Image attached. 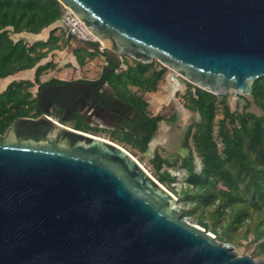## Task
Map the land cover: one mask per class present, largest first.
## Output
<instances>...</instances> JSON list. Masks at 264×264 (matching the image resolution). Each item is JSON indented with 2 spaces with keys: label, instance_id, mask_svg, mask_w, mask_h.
<instances>
[{
  "label": "water",
  "instance_id": "1",
  "mask_svg": "<svg viewBox=\"0 0 264 264\" xmlns=\"http://www.w3.org/2000/svg\"><path fill=\"white\" fill-rule=\"evenodd\" d=\"M58 1L117 62L157 60L217 96L250 95L264 76V0ZM76 85L43 89L44 112ZM0 264L260 260L185 216L181 200L120 143L41 115L17 117L0 133Z\"/></svg>",
  "mask_w": 264,
  "mask_h": 264
},
{
  "label": "trees",
  "instance_id": "2",
  "mask_svg": "<svg viewBox=\"0 0 264 264\" xmlns=\"http://www.w3.org/2000/svg\"><path fill=\"white\" fill-rule=\"evenodd\" d=\"M61 11L62 5L58 0H0V79L36 67L34 81L40 85L47 84L40 83V78L55 63H39L51 50L61 49L60 41L68 44L72 40L63 37L64 33L57 34V30H61L57 26ZM49 26L53 28L45 41L29 44L23 39L15 40L13 37L14 34L22 32L38 34ZM78 49L74 50V55L80 65H84L87 58L94 57L87 48L85 53ZM125 64L126 69L118 73L112 70L109 73V79L117 87L125 89L135 86L140 90L154 92L165 76L166 67L162 66L157 70L154 62L146 64L134 59V63L125 61ZM53 80L63 82L60 79ZM34 81L13 80L0 92V132L15 118L28 116L34 109L39 108L37 97L30 91ZM251 95L262 110L261 114L248 110V104L241 111H233L226 102V95L219 98L190 82L185 93V108L199 115V120L192 123L185 133L184 147L189 148V153L182 159V165L189 173V184L193 186L192 193L204 195L207 199L206 205L220 199L218 210L225 213L226 208H230L232 216L237 220L243 215H249L245 211L246 207L242 215L241 211L234 209L236 203H243L244 195L260 194L264 200V76L254 81ZM219 103L223 105V117L216 121ZM141 106L147 110V101L144 100ZM164 119L174 122L177 117L176 114L170 117L162 114L151 115L149 120L152 121V126L147 133L121 134L119 138L141 151H146L159 123ZM190 139L201 158L200 172L195 171L194 150ZM217 139L223 143L221 151ZM157 168L159 171L161 163ZM171 179L174 177L165 170L159 181L162 183ZM183 193L190 195V189ZM255 204L258 208L263 206L262 201ZM183 213L186 215L187 212Z\"/></svg>",
  "mask_w": 264,
  "mask_h": 264
},
{
  "label": "rangeland",
  "instance_id": "3",
  "mask_svg": "<svg viewBox=\"0 0 264 264\" xmlns=\"http://www.w3.org/2000/svg\"><path fill=\"white\" fill-rule=\"evenodd\" d=\"M52 27V26H51ZM46 35L50 26L46 28ZM64 31L57 30V34L63 35ZM63 37H65L63 35ZM73 40V39H72ZM61 49L51 50L46 58L40 64L48 61H53L55 66L45 70L40 78V83L46 81L50 77L58 76L60 78L72 79L77 77L93 78L100 74L108 60L107 53L103 52L98 45H94V49H89L83 45H78L75 40L68 44L64 41L59 42ZM80 47V48H79ZM79 48V51L85 53L87 48L94 54L92 59L87 58L84 65H80L77 60L74 63L69 61L72 57V51ZM122 64L119 66V71L126 69L125 61L134 63V59L130 56H122ZM154 67L159 70L164 66L161 62L154 60ZM166 67V66H164ZM172 77V78H171ZM34 81V80H33ZM7 85L6 80L0 86ZM40 84L34 81V85L30 87L33 96ZM189 87V82L180 75H177L170 68L166 67L165 76L159 81L157 90L148 92L141 90L143 98L148 103V112L150 114H162L165 117H170L176 114V121H168L166 119L159 123L158 129L155 131L152 140L146 151H141L138 148L122 141L119 136L121 134L112 133L109 130H102L93 133L97 136L104 137L109 140L116 141L129 149L156 178L161 179L162 173L167 170L171 173L174 179L164 180L163 183L178 197L183 204V211H186L185 216H194L211 229H213L219 240L230 241L236 245L239 255L253 252L260 260V264H264V200L260 194L253 196L252 194L244 195L245 200L234 205V209L241 211L244 214V208L249 215H243L239 220L235 219L231 214V209L226 208L225 213L218 210L220 199L216 202L206 205L204 195L192 193V185L189 184V173L185 166L182 165V159L189 153V148L184 147L185 133L188 127L199 120L197 112H192L185 108V93ZM221 98V96H218ZM226 102L230 105L233 111H241L248 104V110L257 114H261L262 110L256 105L253 96L247 95L241 97L237 94L226 95ZM223 117V105L219 103L218 114L216 121ZM217 133V126L216 131ZM218 140V147L221 151L223 143ZM193 147V142L190 139ZM195 154V171L200 172L202 168L201 158L194 150ZM161 160V162H160ZM161 163V168L158 171V164ZM190 189V195H185L184 190ZM257 201H262V208H258L255 204Z\"/></svg>",
  "mask_w": 264,
  "mask_h": 264
},
{
  "label": "flooded vegetation",
  "instance_id": "4",
  "mask_svg": "<svg viewBox=\"0 0 264 264\" xmlns=\"http://www.w3.org/2000/svg\"><path fill=\"white\" fill-rule=\"evenodd\" d=\"M106 62L100 74L93 78L65 79L53 76L44 81L47 84L39 85L34 95L38 99L39 108L34 109L30 115L25 117L38 118L45 115L59 125L92 135L102 130H109L117 134L147 133L152 126L149 116L151 117L153 114H150L148 109L142 108L141 105L145 99L141 90L135 86H128L125 89L117 87L109 79V73L112 70H115L116 73L120 72L119 66L122 61L117 62L115 58L109 56ZM53 79H60L63 82ZM71 81H79L83 85H76L69 88L64 94H58L55 98L63 105L53 103L49 107V112H44L40 103L42 90L63 87ZM64 117L67 118L64 119ZM5 130L0 133H4Z\"/></svg>",
  "mask_w": 264,
  "mask_h": 264
},
{
  "label": "built area",
  "instance_id": "5",
  "mask_svg": "<svg viewBox=\"0 0 264 264\" xmlns=\"http://www.w3.org/2000/svg\"><path fill=\"white\" fill-rule=\"evenodd\" d=\"M61 5L62 11L60 19L57 21V26L63 29L65 38H77L101 46L97 36L88 28L74 10L62 3Z\"/></svg>",
  "mask_w": 264,
  "mask_h": 264
},
{
  "label": "crops",
  "instance_id": "6",
  "mask_svg": "<svg viewBox=\"0 0 264 264\" xmlns=\"http://www.w3.org/2000/svg\"><path fill=\"white\" fill-rule=\"evenodd\" d=\"M52 28L53 27L50 26V30H49V32L46 35H44V33H43V30L45 29L44 28L42 30V32H40L38 34L30 33V32H22V33L14 34L13 37L15 38V40L23 39L27 43L33 44V43L38 42V41H45V40H47ZM71 41H73V40H71ZM71 55H72V57L69 58V61L72 62V63H74V60H77L76 56L74 55V50L72 51V54ZM35 73H36V67L31 68V69H27V70H22V71H19V72L13 74V75H10L8 77H5V78L0 79V82L2 80H6L7 85H8L13 80H17V81H19V80H32L33 81L35 79ZM7 85L6 86L5 85L0 86V92H2L3 90H5V88L7 87Z\"/></svg>",
  "mask_w": 264,
  "mask_h": 264
},
{
  "label": "bare ground",
  "instance_id": "7",
  "mask_svg": "<svg viewBox=\"0 0 264 264\" xmlns=\"http://www.w3.org/2000/svg\"><path fill=\"white\" fill-rule=\"evenodd\" d=\"M47 29L45 28L44 30H43V32H45ZM4 80H2L1 82H0V85L2 84V82H3Z\"/></svg>",
  "mask_w": 264,
  "mask_h": 264
}]
</instances>
